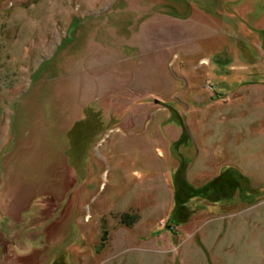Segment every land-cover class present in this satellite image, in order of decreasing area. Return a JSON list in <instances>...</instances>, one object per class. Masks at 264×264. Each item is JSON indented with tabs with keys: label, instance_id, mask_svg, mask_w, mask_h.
<instances>
[{
	"label": "rangeland",
	"instance_id": "1",
	"mask_svg": "<svg viewBox=\"0 0 264 264\" xmlns=\"http://www.w3.org/2000/svg\"><path fill=\"white\" fill-rule=\"evenodd\" d=\"M0 264H264V0H0Z\"/></svg>",
	"mask_w": 264,
	"mask_h": 264
},
{
	"label": "trees",
	"instance_id": "2",
	"mask_svg": "<svg viewBox=\"0 0 264 264\" xmlns=\"http://www.w3.org/2000/svg\"><path fill=\"white\" fill-rule=\"evenodd\" d=\"M180 173V172H179ZM182 173H184V172H182ZM181 174V173H180ZM182 183H183V181H182Z\"/></svg>",
	"mask_w": 264,
	"mask_h": 264
}]
</instances>
